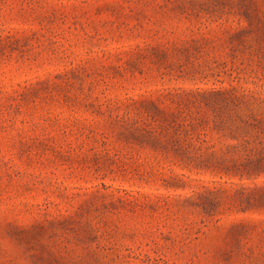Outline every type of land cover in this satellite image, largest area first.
<instances>
[{
	"label": "rangeland",
	"instance_id": "374dc122",
	"mask_svg": "<svg viewBox=\"0 0 264 264\" xmlns=\"http://www.w3.org/2000/svg\"><path fill=\"white\" fill-rule=\"evenodd\" d=\"M0 264H264V0H0Z\"/></svg>",
	"mask_w": 264,
	"mask_h": 264
}]
</instances>
